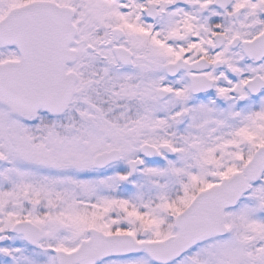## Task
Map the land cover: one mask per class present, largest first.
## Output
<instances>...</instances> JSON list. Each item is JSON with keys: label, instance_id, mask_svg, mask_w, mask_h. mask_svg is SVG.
I'll use <instances>...</instances> for the list:
<instances>
[{"label": "snow or ice", "instance_id": "6c2138e0", "mask_svg": "<svg viewBox=\"0 0 264 264\" xmlns=\"http://www.w3.org/2000/svg\"><path fill=\"white\" fill-rule=\"evenodd\" d=\"M0 264H264V0H0Z\"/></svg>", "mask_w": 264, "mask_h": 264}]
</instances>
